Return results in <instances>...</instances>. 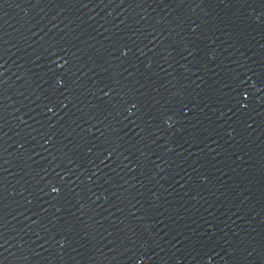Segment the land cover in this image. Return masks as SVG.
Instances as JSON below:
<instances>
[{
  "label": "water",
  "instance_id": "obj_1",
  "mask_svg": "<svg viewBox=\"0 0 264 264\" xmlns=\"http://www.w3.org/2000/svg\"><path fill=\"white\" fill-rule=\"evenodd\" d=\"M0 264H264V0H0Z\"/></svg>",
  "mask_w": 264,
  "mask_h": 264
}]
</instances>
